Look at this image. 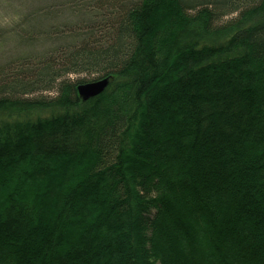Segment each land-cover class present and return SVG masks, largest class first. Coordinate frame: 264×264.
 <instances>
[{"label":"trees","instance_id":"1","mask_svg":"<svg viewBox=\"0 0 264 264\" xmlns=\"http://www.w3.org/2000/svg\"><path fill=\"white\" fill-rule=\"evenodd\" d=\"M24 20L36 50L0 60V264H264V0Z\"/></svg>","mask_w":264,"mask_h":264},{"label":"rangeland","instance_id":"2","mask_svg":"<svg viewBox=\"0 0 264 264\" xmlns=\"http://www.w3.org/2000/svg\"><path fill=\"white\" fill-rule=\"evenodd\" d=\"M68 1L69 0H0V60H8L19 55H24L26 52H32L35 49L29 48L27 43L19 39L18 36L30 32V23H27L25 20L22 21L25 17L26 19H28L29 16L35 17L42 8L56 5L60 7L63 4H67ZM53 10L56 12L58 7ZM60 15V21L68 23L75 20V16L68 12H63ZM57 23H59L58 20L56 24ZM20 40L23 44L20 43ZM44 44L43 41L39 40L34 44V47L36 45L37 49L38 46L39 49H42V47H46ZM83 77L82 75L81 77L74 76L75 79H81Z\"/></svg>","mask_w":264,"mask_h":264},{"label":"water","instance_id":"3","mask_svg":"<svg viewBox=\"0 0 264 264\" xmlns=\"http://www.w3.org/2000/svg\"><path fill=\"white\" fill-rule=\"evenodd\" d=\"M112 81V77H106L102 80L92 81L91 83H83L77 87V92L80 98L86 101L104 93Z\"/></svg>","mask_w":264,"mask_h":264}]
</instances>
